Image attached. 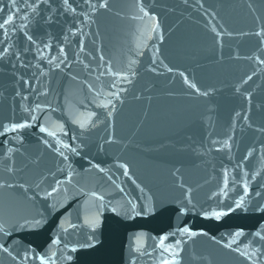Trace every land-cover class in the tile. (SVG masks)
<instances>
[{
	"label": "water",
	"instance_id": "obj_1",
	"mask_svg": "<svg viewBox=\"0 0 264 264\" xmlns=\"http://www.w3.org/2000/svg\"><path fill=\"white\" fill-rule=\"evenodd\" d=\"M103 2L0 0V264H264V0Z\"/></svg>",
	"mask_w": 264,
	"mask_h": 264
},
{
	"label": "snow or ice",
	"instance_id": "obj_2",
	"mask_svg": "<svg viewBox=\"0 0 264 264\" xmlns=\"http://www.w3.org/2000/svg\"><path fill=\"white\" fill-rule=\"evenodd\" d=\"M68 2H69V0H64V4L65 5H67ZM15 3H16V0H12L13 6H15ZM84 3L88 4V3H90V0H84ZM29 6H31V5H29ZM99 7L100 8H106L107 7V0H104L103 3H100ZM11 23H13V15H8L6 19H3L2 21H0V30H3L4 28H6V26H8ZM5 35H6V33H5ZM28 39L31 40L32 37L29 36ZM7 51H8L7 48L3 49V53H7ZM63 51L64 50L61 49V53H63ZM249 79H250V77H249ZM33 119H35V117H33ZM22 127H25V125H21V124L15 125V128H22ZM81 127H83V125H81ZM41 131H44V129L41 128ZM65 147H67V145H65ZM122 167H124V166H122ZM124 174L125 175L128 174L126 168H125V173ZM0 187H4V185L0 184ZM8 187H11V185H8ZM54 191H55V189H53V192ZM245 192L247 193V187H245ZM51 195H52V192H48L47 193V196H51ZM239 206H240V204L238 203L237 207H239ZM217 215H219V214H217ZM182 231L186 233V232H188V229L185 228ZM0 232H5V234H7L6 230L4 229V227L2 225H0ZM237 235H239V233H237ZM256 235L259 236L260 234L256 233ZM165 239H166V237H160V244L161 245H163ZM261 239H264V237H261ZM52 243L53 244H57V243H59V241L53 240ZM180 243H181V241H177V245H179ZM225 247H231V245L226 244ZM0 248H2L3 251H5V252L8 251V249L6 247H4L3 245H0ZM73 251H75V249H73ZM164 251H167V249L165 248ZM53 255H55V254H53ZM174 255H178V253H174ZM241 255H245L246 259L253 260V255L254 254H252V253H247V254L246 253H241ZM12 258L16 259V257H12ZM24 259L25 260H28V259H39L41 264H45V257H43V256L37 257L34 254L30 255L28 253H25ZM68 259H71V257H68ZM163 264H176V261H174V260H164ZM253 264H255V261H253Z\"/></svg>",
	"mask_w": 264,
	"mask_h": 264
}]
</instances>
